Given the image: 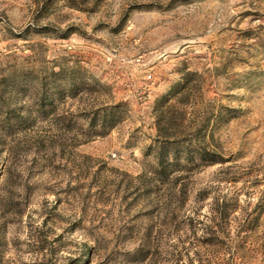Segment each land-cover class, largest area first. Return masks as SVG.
Instances as JSON below:
<instances>
[{"label": "rangeland", "instance_id": "rangeland-1", "mask_svg": "<svg viewBox=\"0 0 264 264\" xmlns=\"http://www.w3.org/2000/svg\"><path fill=\"white\" fill-rule=\"evenodd\" d=\"M0 264H264V0H0Z\"/></svg>", "mask_w": 264, "mask_h": 264}]
</instances>
